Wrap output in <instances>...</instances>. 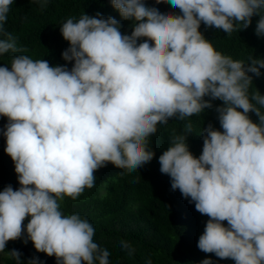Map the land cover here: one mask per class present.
I'll return each mask as SVG.
<instances>
[{"label": "clouds", "instance_id": "obj_1", "mask_svg": "<svg viewBox=\"0 0 264 264\" xmlns=\"http://www.w3.org/2000/svg\"><path fill=\"white\" fill-rule=\"evenodd\" d=\"M13 2L0 0V55L27 51L4 27ZM110 3L132 22L131 33L99 12L67 18L60 32L69 47L61 56L74 62L71 69L23 54L0 66V116L7 117L0 134L19 184L0 191V252L23 239L56 264H109L94 226L79 213L65 214L61 202L94 187V173L108 163L132 172L152 161L150 137L175 119L187 121L184 131L170 135L158 163L171 189L208 217L198 249L235 264H264V95L250 92L248 75L259 77L264 59L235 60L199 30L203 24L230 36L258 16L255 33L264 36V0ZM162 3L179 12H161L155 5ZM215 100L222 101L214 109L222 130L211 122L202 128L196 157L189 118ZM120 246L134 251L126 240ZM8 254L21 264L19 250ZM27 264L43 262L32 257Z\"/></svg>", "mask_w": 264, "mask_h": 264}, {"label": "trees", "instance_id": "obj_2", "mask_svg": "<svg viewBox=\"0 0 264 264\" xmlns=\"http://www.w3.org/2000/svg\"><path fill=\"white\" fill-rule=\"evenodd\" d=\"M145 2L154 5V0ZM155 6L161 12H179L168 4ZM97 12L105 18H116L123 25L121 32L131 33L132 22L123 20L110 0H14L4 27L17 38V47L27 51L0 55V66L10 67L12 56L23 54L34 60L45 59L52 66L67 64L71 69L74 62H66L61 56L69 42L62 37L60 24L69 17L78 19L83 13L94 16ZM258 19L254 16L247 29L230 36L203 24L199 30L217 51L247 64L249 56L264 59V36L258 37L255 33ZM260 73L259 77L248 73L253 77L250 92L259 90L264 95V68ZM212 103V109L189 118L193 132L188 136V145L196 157L202 152L203 140L198 135L202 128L211 122L214 128L222 130L214 110L222 101ZM249 116L258 122L254 113ZM6 123L7 117L0 116V128ZM185 123L170 119L167 125H158L157 133L150 137L155 156L149 163L132 172L108 163L94 173V187L86 188L76 200L66 197L61 202L65 214L79 213L94 226V242L109 250V264H146L149 259L152 264H200L209 257L213 264H235L233 260H222L198 249L197 242L208 217L196 211L194 204L183 198L179 190L173 191L170 177L160 172L159 156L167 150L170 135L182 133ZM5 147L6 138L0 134V191L9 184L14 190L19 187L14 163L5 153ZM29 219H25V226ZM224 223L226 226L227 222ZM121 240L129 242L134 249L132 254L121 248ZM12 249L22 253L21 264H27L32 257H38L43 264H56L54 256L37 252L31 241L24 244L23 239L7 242L2 264H17L8 254Z\"/></svg>", "mask_w": 264, "mask_h": 264}, {"label": "rangeland", "instance_id": "obj_3", "mask_svg": "<svg viewBox=\"0 0 264 264\" xmlns=\"http://www.w3.org/2000/svg\"><path fill=\"white\" fill-rule=\"evenodd\" d=\"M3 253L0 252V264H2Z\"/></svg>", "mask_w": 264, "mask_h": 264}]
</instances>
